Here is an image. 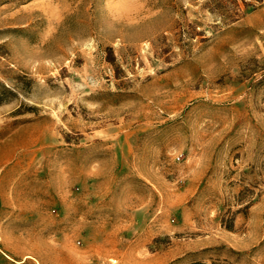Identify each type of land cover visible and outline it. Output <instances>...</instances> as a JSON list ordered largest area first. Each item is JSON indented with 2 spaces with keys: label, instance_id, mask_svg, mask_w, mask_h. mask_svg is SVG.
I'll return each mask as SVG.
<instances>
[{
  "label": "rangeland",
  "instance_id": "1",
  "mask_svg": "<svg viewBox=\"0 0 264 264\" xmlns=\"http://www.w3.org/2000/svg\"><path fill=\"white\" fill-rule=\"evenodd\" d=\"M0 264H264V0H0Z\"/></svg>",
  "mask_w": 264,
  "mask_h": 264
},
{
  "label": "bare ground",
  "instance_id": "2",
  "mask_svg": "<svg viewBox=\"0 0 264 264\" xmlns=\"http://www.w3.org/2000/svg\"><path fill=\"white\" fill-rule=\"evenodd\" d=\"M13 149V148H12ZM31 190V189H30ZM33 190V189H32ZM34 191V190H33ZM31 192V191H30ZM32 194V193H31ZM34 195V194H33Z\"/></svg>",
  "mask_w": 264,
  "mask_h": 264
}]
</instances>
